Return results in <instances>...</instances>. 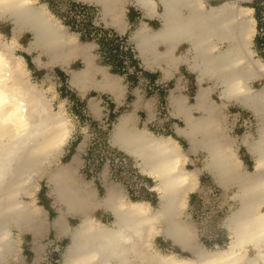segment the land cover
I'll return each instance as SVG.
<instances>
[{"label": "bare ground", "instance_id": "obj_1", "mask_svg": "<svg viewBox=\"0 0 264 264\" xmlns=\"http://www.w3.org/2000/svg\"><path fill=\"white\" fill-rule=\"evenodd\" d=\"M95 1L102 12L118 21L123 0ZM134 1L146 13L155 12V0ZM159 1L163 6L161 27L151 29L142 22L131 37L147 67L159 62L168 66L163 67L164 77L179 62L197 71L199 89L193 102L173 90L169 96L172 113L183 121L177 132L187 139L189 148L185 151L170 135L137 127L132 112L121 113L115 121L112 141L135 158L143 174L153 178L156 205L131 200L114 184L106 187L100 199L79 182L70 185L64 171L75 176L77 156L63 166V174L52 173L49 180L55 186L51 192L64 205L53 226L58 234L71 238L62 264H264V61L252 48L256 31L252 10L241 4L246 0H223L215 6H208L207 0ZM0 21L10 23L12 31L8 37L0 32V264H7L17 242L13 229L28 230L35 238L40 234L44 219L39 215L41 207L33 204L34 192L40 189L34 179L41 176L48 156L63 151L74 127L64 110H54L45 93L30 80L24 57L15 52L21 45L19 36L32 34L25 48L37 49L33 60L40 66H65L81 55L84 66L71 70L70 82L82 91L95 85L118 97L120 84L117 76L93 62L92 52L87 50L93 44L78 40V34L44 2L0 0ZM160 42L162 50L157 49ZM180 42L188 43L187 55L174 54ZM257 80L262 81L259 87L251 83ZM215 90L220 102L212 98ZM232 100L252 110L257 121L256 134L242 136L255 160L253 170L242 167L226 129L223 108ZM139 105L137 98L133 107ZM91 106L99 111L97 104ZM197 150L206 153L204 168L219 183L232 184L237 190L238 206L224 219L231 238L225 246H204L193 224L183 219L188 194L198 188L199 168L186 167L188 152ZM92 207L111 211L112 224L94 218ZM69 213L81 215L73 229L65 218ZM158 232L194 256L161 252L151 242Z\"/></svg>", "mask_w": 264, "mask_h": 264}, {"label": "rangeland", "instance_id": "obj_2", "mask_svg": "<svg viewBox=\"0 0 264 264\" xmlns=\"http://www.w3.org/2000/svg\"><path fill=\"white\" fill-rule=\"evenodd\" d=\"M36 1L40 3L44 2L43 0ZM71 1L72 0H55L53 4L54 7L61 12L69 13V15H71V13L76 15L75 17L80 19L79 21L82 20L81 18H85L84 20L87 22L93 13H95L94 16L96 17L97 10L95 8L90 9L87 8V6H84L87 8H85L87 12L86 13L82 11L85 9L81 10L79 7L75 8ZM95 23L98 25L97 20ZM262 31L263 30H260L259 28L256 29V35H259V33ZM260 35L264 37V33ZM77 37L78 40L83 41L79 39V36ZM29 38V34L26 33L21 38L22 41L20 42L23 44L27 42ZM83 42H89L93 44V62L98 66L104 67L105 63H103L101 57L99 56L100 54L98 52V45L95 43L96 41L92 39L84 40ZM22 47L23 45H20L19 48L15 50V52L17 54H23L24 52ZM36 53L37 51L29 55V57L32 58ZM262 53L259 51V54ZM41 57L44 61L47 59L46 56ZM77 58L78 60H74L64 67L66 79L59 77L58 73L55 71L54 65H46L42 66L43 68L38 69L31 59L29 63L26 61L29 68L28 71L30 80L36 83L42 92L45 93L47 98L51 101L52 108L54 110H60L61 108L64 110L65 115L70 118L74 127L67 146H65L63 151L58 155L48 156L43 164L41 176L38 179H34L40 189L34 192L36 196V203L33 204H38L41 207L39 215L44 219V221H40L41 235L37 240L39 243L43 244L44 251L41 254H37V252H33L31 250L33 248V242L36 239L34 236L29 234L28 230L19 232L16 229H13V235L17 239V242L14 252L10 256L7 264H62L64 252L67 245L71 242V238L68 234H58L52 229L53 220L57 216L59 210L63 209L64 205L57 201L56 194L51 192V189L55 186V184L49 180V176L54 172H61V174H63V166L69 163L68 158H66V148L71 147V143L74 141L76 136L80 137L77 147L81 150V154L84 153L86 147L90 144V146L94 147V153L90 157L89 165H86L82 159H80V161L74 165V177L64 171V176L70 185L73 186L75 182H79V184L83 185L87 190H93L96 198L100 199L101 196L105 194L106 187L110 184H114L119 187L121 193L124 196L131 200H148L150 203H152V205L157 204L156 190H151L148 186V181L142 178L146 176L138 172L139 170L136 166L135 159L126 156L125 162L121 164L122 166H118L117 168V170L120 171L117 177L113 174L111 175V169L108 166V162H105V159L109 157L118 156L119 158H122L117 154V152L107 147L109 143L108 137L111 140L113 129V121L110 122L109 119L108 105V101L113 97L112 94L100 89H96V86L94 85L87 88L84 92L77 90L78 93L80 92V94L87 97V106L82 111L86 114L81 117L75 115L73 112V106L75 105V101H73V97L71 95L73 91L70 89L64 90L63 88H66L65 83L69 85L71 69H78L84 66L81 61V55ZM97 75V79L100 80V74ZM93 81H97L96 76L93 77ZM129 82L131 85V80ZM174 83L177 84V87L178 85L184 86L186 83L185 78L181 79L180 81V77H177L174 79ZM138 84L139 85L137 88L140 89V96L138 95L136 97L140 98V101L143 103L145 101H149L151 107L146 108L145 104L142 103V105L132 109V104L137 98L131 94L130 99L123 96L121 99L123 104L122 106H116V110L119 109L121 110L120 112L131 111L134 114L135 121L138 126L151 129L156 134L165 133L167 131V127L165 126V120H162L165 118V115L156 114L157 101L155 96L150 95L151 93L147 92L148 97H145V87L143 85L144 82L140 81ZM125 89L126 87L124 86V90ZM94 92L95 94L90 95ZM137 92L138 91L136 90V93ZM104 94L108 95V97L105 98L103 96ZM92 103L98 105V112L92 108ZM118 104L119 102H117V105ZM120 107L123 108L120 109ZM165 111L166 110L164 109V112ZM87 114L99 119V124H90L86 116ZM109 123L111 126H108ZM98 130H106L107 133L105 136H101ZM79 157L82 158L81 156ZM195 164H198V162H195ZM195 164L191 166L193 167ZM99 185L102 188V191L99 190ZM195 191L196 192H191L192 194H189L191 197L190 203H188L184 208L183 217L193 224L196 229L197 236L203 244H205L208 248H215L218 246L216 244L217 240H219V236L214 234L217 232V230L219 231L217 226L218 219L226 214V212H220L218 210V204H220L218 203L219 196L215 189H212L211 192H208L207 188H203V186L200 185V187L196 188ZM195 194H197V200L193 197ZM29 199H31V197L27 198V200ZM90 214L94 218L107 224H112L114 220L111 212H104L99 207H92ZM101 214L106 218L105 221H102V219L99 218ZM65 218L70 229H73L77 223L81 222V215L79 214L69 213ZM36 221L37 220H35V223ZM165 239L166 237L162 233L158 232L152 235L151 242L152 245H154L161 252L168 253L171 249L168 245L169 241L166 240V242ZM189 256L193 257L194 255L189 253Z\"/></svg>", "mask_w": 264, "mask_h": 264}, {"label": "crops", "instance_id": "obj_3", "mask_svg": "<svg viewBox=\"0 0 264 264\" xmlns=\"http://www.w3.org/2000/svg\"><path fill=\"white\" fill-rule=\"evenodd\" d=\"M222 1L223 0H207V5L208 6H215V5L220 4ZM71 2L75 3V5H74L75 8L79 7V9L81 8V10L86 8L84 6H87V8H90V9L95 8L97 10L96 17L94 16L95 13H93V15L89 17L90 19H88V21L91 22V27H89V29L91 30V34L93 35V37H91V38H85V39L81 38V32L80 31L71 28L69 25H66L65 23L62 22V20L58 16L57 17L71 31H74L77 34H79V35H77V36H79V39H81L83 41L84 40H92V39L95 40L96 41L95 43L98 45V52L100 54L99 56L101 57L103 63H105L103 68L107 72L117 76V78H118V82L120 84V95L118 97H116L115 95H113V93H111L107 90H102V91L108 92L109 94H112V96H113L112 99H110L108 101V105H109V103L113 104L112 111L115 112V117L112 120H110V122L113 121V129H114V123H115V121H117V119L121 113L131 112V111L120 112L121 110H119V109L116 110V106H122L123 102L121 101V99L123 98V96H125V98H128V99L131 98V94H133L135 97L138 95L140 96V89H138L137 87L139 85L138 83L140 81H143L144 82L143 85L145 87L144 88L145 97H148L147 92H150L151 93L150 95L155 96L156 101H157L156 114H160V115L164 114L165 115V118H163L162 120H165V126L167 127V131L165 133H162V134L170 135L171 137L176 139L181 144V146L185 149V151H187L189 148L188 141L184 136L178 134L177 128H176L178 125L179 126L183 125V121L179 116H176L172 113L173 108L170 104L169 96H170L171 91L173 90V92L175 94L181 93L187 97V100L189 102H193V98H194L193 96L195 95V93L199 89V83L197 81V71L188 67L186 62H179L176 67L170 68V70H171L170 76L164 77L163 67L166 68L168 66L164 62H159L153 68L147 67L143 63L142 58L140 57L139 52L136 48L135 42L131 37L132 32L142 22H145L151 29H157V28L161 27L162 21H161L160 13L163 10L162 3L159 0H155V12L150 15V14L146 13L144 11V9L141 6H139L138 3L135 2L134 0H123L122 1L123 7H124L123 12L120 15V17L118 18V21H116L115 19H113L112 15L105 14L104 12H102V6L99 3H97L95 0H88V1L72 0ZM263 2H264V0H263ZM44 3L48 7L47 2L44 1ZM241 4L249 6L251 8V10H252L251 14L254 18L256 29L259 28L260 30H263L262 32L259 33V35H256V31H255V34H254L253 39H252V48L255 50L256 55L261 57L262 60L264 61V37L260 35V34L264 33V14H263L264 13V6H263L264 4L260 3L258 5H254L253 0L242 1ZM48 9H49V7H48ZM86 9L82 10V11L86 12ZM71 15H72V13H71ZM94 17H95V20H94ZM75 19L77 20V22H81L83 20L80 24L85 22V20H84L85 18H81L82 19L81 21H79L80 19H77V18H75ZM96 20L98 21V23H97L98 25H96V23H95ZM99 27L107 29L108 30L107 35L111 38H115V40L119 44V49L121 51H125L126 53L129 54V55H124V53L119 54V58L122 59L119 71H113V67H114L115 63H113L111 61L109 62V60H107L106 56L104 55L103 51L101 50V46L97 40V38L99 37V35L101 33L98 30ZM0 32L5 37L6 36L8 37L12 33L10 23H8L6 21H0ZM26 33L29 34L30 38L32 37L31 33L23 32L19 36V42L22 41L21 38ZM95 33H96V36H95ZM30 38L27 40V42H25L23 44L21 43V45H23L22 50L24 52L21 55L24 57V59H25V61H27V63H29L30 59H31V61L35 64V66H37L38 69L43 68L42 66L35 63V61L33 60V57L32 58L29 57V55L36 52L37 49L32 50V51H28L25 48L26 46H28ZM85 43H89V42H85ZM92 47L93 46H91V48H89L87 50H90V52H92ZM163 48H164V44H163V42H160L157 45V49L162 50ZM259 51L261 53L262 52L263 53L259 54ZM188 52H189L188 43L180 42L177 45V47L174 51V54H176L178 56L179 55L182 56V55H187ZM78 56H80V55H78ZM78 56L71 59L68 64H70L74 60H78V58H77ZM92 56H94L93 53H92ZM81 61L84 65L83 59H81ZM54 66H55V71H56V68H59L65 74V68L64 67L66 65L65 66L64 65H54ZM59 77H60V75H59ZM177 77H180V81H181V79L185 78L186 83L184 86L178 85V87H177V84L174 83V79ZM130 80H131V85L129 82ZM126 83H127V85H126ZM251 83L255 87H259L260 84L262 83V81L257 80V81H253ZM203 85L206 86L207 81H204ZM65 86H66V88H63L64 90L70 89L73 91V93H71V95H74L76 98L79 97V100H84L85 104H84L83 109H82V111H83L84 108L87 106V97L80 94V92L78 93V91H81V92H84V91H82L78 87L72 85V83L70 81H69V85L67 83H65ZM90 86H93V85H90ZM124 86L126 87L125 90H124ZM95 88L97 89V86ZM136 90L138 91L137 92L138 94L136 93ZM93 94H95V92L91 93L90 95H93ZM103 96L105 98L108 97V95H106V94H104ZM212 98L217 102L221 101V99L218 96L217 90H215V92H213ZM139 100H140V98H139ZM73 101H75V99H73ZM117 102H119L118 105H117ZM146 102H149V101H145L144 103L141 102V105H142V103L145 104ZM133 105H134V102L132 104V109H135L133 107ZM145 106H146V108L151 107L150 102L148 105H145ZM117 108H119V107H117ZM122 108L123 107H120V109H122ZM164 109L166 110L165 112H164ZM162 110H163V112H162ZM223 111L226 114V122H225L226 123L225 124L226 129L234 139V149H235L237 157L241 161L242 167L244 169H247V170H253L255 168L254 157L248 151V149L245 147V145L242 142V136L244 134H248V133L256 134L257 121H256V118L253 114V111L250 110L249 108L237 103L234 100L228 102L224 106ZM110 112H111V109H110V105H109V114H110ZM85 114L86 113H84V115ZM86 116H87V119L88 118L95 119L99 123V119L93 117L92 115L87 114ZM133 116H134V114H133ZM155 118H156V116H155ZM135 123H136V121H135ZM109 126H111L110 123H109ZM137 127H140V126L137 125ZM113 129H112V132H113ZM149 130H151V129H149ZM171 130H173V131H171ZM79 141H80V137L76 136L74 141L71 143V147L66 148V150H67L66 154L68 156V157L67 156L66 157L68 158V161H70L74 156H77V157L81 156L82 158H80V157L79 158L82 159V161L85 162L86 165H89L90 157L94 153V151H93L94 147L90 146L91 144L88 145L86 147L84 153L81 154V150L78 149V147H77V145L79 144ZM110 141H111V143H110ZM108 142L109 143H108L107 147L109 149L117 152V154L122 157V158H119L118 156L117 157L116 156L109 157V158L104 157V158H106L105 162L106 161L108 162V166L111 169L110 170L111 175L113 174L117 177L119 175L118 173H120V171H118L117 168H118V166H122L121 164L123 162H125V160H126L125 157L127 156L129 158H133V159H135V158L128 155L123 150H121L115 143H113L112 138L110 140V138L108 137ZM67 144L65 146H67ZM113 146H115V147H113ZM205 156H206V153L203 151H200V150H197L195 152H188L189 158L187 160L186 167H188V168H199L198 187H200V185H202L203 188H207L208 192H211L212 189H215L218 192V196H219L218 197V199H219L218 203H220V204H218V207H219L218 210L220 212H226V214H224L223 216H221L218 219L217 226H218L219 231L217 230V232L214 234L219 236V240H217L216 245H218V246L219 245H226L230 241L231 238H230L229 230L225 226L224 219L238 206V200L236 198H234V193L237 192V190H236V187L232 184L227 185V187H225L224 185H222L221 183H219L217 181L215 176L208 169L204 168ZM195 162H198V164H195ZM194 164H195V166L192 167L191 165H194ZM136 166H137V164H136ZM138 170H139L138 172L143 174L140 171L139 167H138ZM143 175L146 176V177H142V178L145 179L146 181H148L149 188L151 190H155L152 188V185L155 183L153 178L149 177L145 174H143ZM98 188L100 191H102V188L100 187V185ZM155 192H156V198H157V196H158L157 191H155ZM192 192H196V191H192ZM190 193L191 192H189V194ZM189 194L187 197L186 206L188 203H190L191 197ZM193 197H194V199L197 200V194H195ZM156 201L158 202V198ZM99 208H101V207H99ZM101 209L104 212L109 211L108 209H105V208H101ZM109 212H111V211H109ZM111 214H112V212H111ZM182 215H183V213H182ZM112 216H113V214H112ZM99 218L102 219V221L106 220V218L102 214ZM52 229L55 230L54 226H52ZM29 234L34 236L31 232H29ZM40 235L41 234H39V236L37 238H35L36 240L33 242V248L31 249L33 252H37V254H41L44 251L43 244L39 243L37 240L40 237ZM166 240L169 241L168 245L171 249L170 251L176 252L177 255H184V256L188 255L189 256L190 252L186 251L179 244L175 243L173 240L168 239V238H166L165 241ZM203 245L206 246L205 244H203ZM249 248H250V246H249ZM249 252L252 253L253 249L252 248L249 249Z\"/></svg>", "mask_w": 264, "mask_h": 264}, {"label": "trees", "instance_id": "obj_4", "mask_svg": "<svg viewBox=\"0 0 264 264\" xmlns=\"http://www.w3.org/2000/svg\"><path fill=\"white\" fill-rule=\"evenodd\" d=\"M44 1L47 2L48 7L51 10V12L55 14L56 16H58L62 20L63 23H65L66 25H69L73 29L80 31L81 38L85 39V38L93 37V35L91 34V30L89 29V27H91L90 21L80 24L81 22H77L74 14L69 15V13H64L56 9L53 4L55 0H44ZM72 4L75 5L74 2H72ZM98 30L101 32L99 37L97 38L101 46V50L103 51L104 55L106 56L107 60H109V62L111 61L115 63L113 67V71H119L120 70L119 68L122 62V59L119 58V54L121 53H124V55H129V54L119 49V44L117 43L115 38H111L107 35L108 33L107 29L99 27ZM56 71L60 75L61 78L66 79V76L61 69L56 68ZM72 97L73 99H75V103H74L75 105L73 106L74 108L73 112L77 116H81V117L84 116V113L82 112L83 106L85 104L84 100H79V97L76 98L74 95H72ZM109 105L111 109V112L109 114V119L112 120L115 117V112L112 111L113 104L109 103ZM88 120H89V123L92 125L99 124L98 121L95 119L88 118ZM98 132L101 136H105V134L107 133L106 130H98Z\"/></svg>", "mask_w": 264, "mask_h": 264}, {"label": "flooded vegetation", "instance_id": "obj_5", "mask_svg": "<svg viewBox=\"0 0 264 264\" xmlns=\"http://www.w3.org/2000/svg\"><path fill=\"white\" fill-rule=\"evenodd\" d=\"M253 3H254V5H258V4H264V2H263V0H253ZM264 6V5H263ZM171 131H173V130H171Z\"/></svg>", "mask_w": 264, "mask_h": 264}]
</instances>
